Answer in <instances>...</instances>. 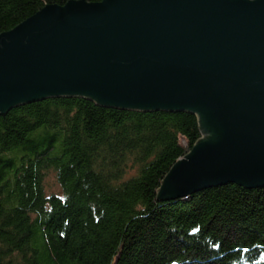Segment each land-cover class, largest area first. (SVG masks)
Returning a JSON list of instances; mask_svg holds the SVG:
<instances>
[{"label": "trees", "instance_id": "trees-1", "mask_svg": "<svg viewBox=\"0 0 264 264\" xmlns=\"http://www.w3.org/2000/svg\"><path fill=\"white\" fill-rule=\"evenodd\" d=\"M67 1L0 0V33ZM202 137L195 113L83 96L0 113V264H264V187L158 199ZM49 171L61 194L46 195Z\"/></svg>", "mask_w": 264, "mask_h": 264}, {"label": "water", "instance_id": "water-1", "mask_svg": "<svg viewBox=\"0 0 264 264\" xmlns=\"http://www.w3.org/2000/svg\"><path fill=\"white\" fill-rule=\"evenodd\" d=\"M184 110L203 137L158 189L264 187V0H69L0 33V113L55 96Z\"/></svg>", "mask_w": 264, "mask_h": 264}, {"label": "rangeland", "instance_id": "rangeland-1", "mask_svg": "<svg viewBox=\"0 0 264 264\" xmlns=\"http://www.w3.org/2000/svg\"><path fill=\"white\" fill-rule=\"evenodd\" d=\"M44 189L47 196L51 194H61L60 186L58 185L55 174L53 171H49L44 180Z\"/></svg>", "mask_w": 264, "mask_h": 264}]
</instances>
